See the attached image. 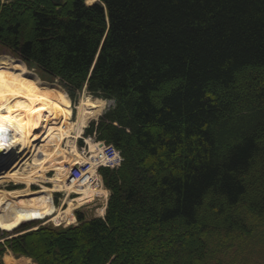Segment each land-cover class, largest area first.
I'll return each instance as SVG.
<instances>
[{
    "label": "trees",
    "instance_id": "1",
    "mask_svg": "<svg viewBox=\"0 0 264 264\" xmlns=\"http://www.w3.org/2000/svg\"><path fill=\"white\" fill-rule=\"evenodd\" d=\"M88 1H0V48L72 102L84 85L114 101L85 130L123 157L99 169L105 215L2 235L0 264L7 250L37 264H223L231 248L247 264L264 225V0Z\"/></svg>",
    "mask_w": 264,
    "mask_h": 264
},
{
    "label": "bare ground",
    "instance_id": "2",
    "mask_svg": "<svg viewBox=\"0 0 264 264\" xmlns=\"http://www.w3.org/2000/svg\"><path fill=\"white\" fill-rule=\"evenodd\" d=\"M91 1L94 0L88 3ZM23 65L14 56L0 57V184L14 182L27 186L0 189V224L16 225L11 229L0 226V229L11 233L33 220L53 221L56 225L75 223L74 209L89 203L95 195L107 196L106 190L99 186L95 168L101 162V159L95 161L97 145L88 139L91 158L78 151L76 146L81 128L96 119L107 102L99 98L92 100L90 95L84 94L76 105L75 118L71 120L74 107L67 91L57 83L27 80ZM20 72L24 74H21L22 79L17 78ZM82 162H89L87 173L92 181L81 185L67 180L70 168ZM49 172L52 175L48 176ZM41 181L51 183L49 187L42 185L39 188L52 191L50 201L56 207L52 204L55 210L51 221L48 217L38 219L47 213L42 214V199L34 195L35 190L28 188ZM54 192L64 193L61 206L54 203ZM72 193L78 196L70 198ZM79 197L82 203L75 205ZM68 200L73 204L69 202L67 206ZM104 210H100L102 214ZM21 259L30 261L27 257ZM16 260L12 255L10 263L17 264Z\"/></svg>",
    "mask_w": 264,
    "mask_h": 264
},
{
    "label": "rangeland",
    "instance_id": "3",
    "mask_svg": "<svg viewBox=\"0 0 264 264\" xmlns=\"http://www.w3.org/2000/svg\"><path fill=\"white\" fill-rule=\"evenodd\" d=\"M1 2H7V1H9V0H0ZM92 2V1H91ZM7 56H9V57H11L12 56V58H13V56L14 57H16V58H18L17 56H15V55H13V54H11L8 50H6V49H1L0 48V57H7ZM15 59V58H14ZM17 60V59H16ZM18 61V60H17ZM23 71L25 72V74H26V78H27V80H35V79H46L47 77L46 76H44L42 73H40V71H38L36 68H31V67H29L27 64H24L23 66ZM21 69V68H20ZM24 76V74L22 73V72H20L19 73V77H17V78H20V79H22V75ZM48 80H51L50 78L48 79ZM58 79H54V82H57L58 83ZM60 85H61V83H60ZM83 95L85 94V93H82ZM81 94V96L78 98V100L76 101V102H74L73 103V107H74V118H75V115H76V105L79 103V100H80V98L83 96ZM91 97V99L92 100H95L96 98L95 97H92V96H90ZM106 102H107V104H106V106L104 107V109L102 110V113H101V115L105 112V109H109L112 105H114V101L113 100H105ZM73 117H71V120H73ZM98 117V116H97ZM93 119H91L90 120V122L92 121ZM97 121H98V118L96 119ZM47 172V171H46ZM46 172H45V174H46ZM52 173H48L47 175L48 176H50ZM33 185L35 186V185H38V186H35V188H33ZM42 185H47V183L46 182H40V183H34V184H31L30 185V187L28 186V188L30 189V188H32V190H35V191H33V192H35L34 193V195L35 196H39L40 198H42V193H45V192H47L48 194H47V196H49V197H51V193H52V191H50V190H48V189H44V188H42V189H39V188H41V186ZM23 186H25L24 184H16V183H14V182H4V183H2V184H0V189H5V190H9V189H14V188H21V187H23ZM48 186V185H47ZM25 187H27V186H25ZM24 187V188H25ZM23 189V188H22ZM36 189H39V190H36ZM40 194V195H39ZM58 194L59 195H57V194H55V192L53 193V198H54V203L57 205V206H61V204H62V199H63V197H64V193L63 192H58ZM72 203V201H70V200H68L67 201V206H68V203ZM96 202V201H95ZM106 202V201H105ZM82 203V198L81 197H79V198H77V203L75 204V205H80ZM53 204V203H52ZM73 204V203H72ZM89 204H91V201L89 202V203H86V204H84L83 206H81L80 208H77V210L79 209V210H81L82 212H84V214H86L87 215V217H89V216H91V214L92 215H95V213L97 212V210H94V209H91L92 207H94L95 205H94V203L92 204V205H89ZM54 205V204H53ZM54 207H56L55 205H54ZM97 207H100V205H97ZM54 208H52V211H50V212H48L47 213V215L46 216H43V217H40V218H38V219H46L47 217H48V220L49 221H51L50 219H51V216L53 215V213H54ZM75 210L76 209H74V211H73V213L75 214ZM93 211V213H91L90 211ZM96 211V212H95ZM52 224V225H54V226H57L56 224H54L53 223V221L52 222H47V221H30L29 223H27L29 226H31L32 228H34V227H38L40 224ZM27 224H25V225H22V226H20L18 229H16L13 233H17V230H19L21 227H25ZM60 225V224H59ZM62 225V224H61ZM64 226H66L65 224H63ZM13 233H11V232H9V235L11 236V235H13ZM9 236V235H7L6 233H4V232H2L1 231V233H0V237L1 236ZM2 240V239H1ZM254 240H255V244L253 245V247H254V251H252L251 252V254H250V256H248V257H246L247 258V264H264V225H263V227L261 228V229H259V231H257L256 232V234H255V237H254ZM235 247V246H234ZM232 249H233V251H232ZM228 251H230V253L227 255V256H223L222 255V259L223 260H220L219 262L220 263H223V264H226V263H230V264H232V260L231 259H229V258H232L233 256H235V249L234 248H231V249H229ZM227 251V252H228ZM15 256V255H14ZM16 257V261H17V264H25L24 262V260H26V259H24V260H22L21 258L22 257H26V256H15ZM27 258H29V257H27ZM30 259V261L29 260H27L26 262L28 263V264H35V262L31 259V258H29ZM239 260H240V262L238 263V264H240V263H242V256L241 255H239ZM5 261H7L6 260V257L5 256H3V264H5L4 262Z\"/></svg>",
    "mask_w": 264,
    "mask_h": 264
},
{
    "label": "built area",
    "instance_id": "4",
    "mask_svg": "<svg viewBox=\"0 0 264 264\" xmlns=\"http://www.w3.org/2000/svg\"><path fill=\"white\" fill-rule=\"evenodd\" d=\"M98 147V152H96L95 161L101 159V162L97 163V166L106 165V166H115L119 164L121 157L119 155V151L111 145L106 144L104 142H96L94 143ZM82 151L89 158L93 157L92 152L89 151V146L87 148H82ZM90 164L86 162L76 167H72L70 169L69 179L74 181L75 183H83L86 181H92V177H90L87 173Z\"/></svg>",
    "mask_w": 264,
    "mask_h": 264
},
{
    "label": "crops",
    "instance_id": "5",
    "mask_svg": "<svg viewBox=\"0 0 264 264\" xmlns=\"http://www.w3.org/2000/svg\"><path fill=\"white\" fill-rule=\"evenodd\" d=\"M85 127H86V125L83 126V127L81 128V131H80V133L77 135V137H79V136L82 134V132H84ZM73 141H75V140H73ZM73 143H74V142H73ZM103 189L106 190V194H107V196L105 195V196H106L105 198L99 199V200H97L96 202H94V205H100V207L98 208V210H97V212L95 213V215H92V214H91V216H89V217H92V216H94V217H97V216H103L104 213L102 214L100 210H102L103 208H106L107 198H108V195H109V191H108L107 189H105L104 186H103ZM107 192H108V193H107ZM105 201H106V202H105ZM90 212L93 213L92 210H91ZM104 212H105V210H104ZM86 217H87V216H86ZM4 256L6 257V260H7V261H5V264H11V263H10V259H12V253H11L10 251H7L6 254H5Z\"/></svg>",
    "mask_w": 264,
    "mask_h": 264
},
{
    "label": "water",
    "instance_id": "6",
    "mask_svg": "<svg viewBox=\"0 0 264 264\" xmlns=\"http://www.w3.org/2000/svg\"><path fill=\"white\" fill-rule=\"evenodd\" d=\"M95 1H97V0H94L91 4H93Z\"/></svg>",
    "mask_w": 264,
    "mask_h": 264
}]
</instances>
